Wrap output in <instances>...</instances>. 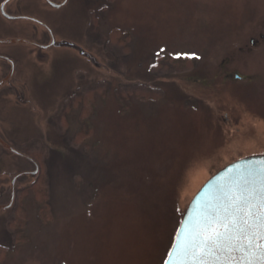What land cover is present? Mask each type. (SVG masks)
I'll return each instance as SVG.
<instances>
[{
  "label": "rangeland",
  "instance_id": "rangeland-1",
  "mask_svg": "<svg viewBox=\"0 0 264 264\" xmlns=\"http://www.w3.org/2000/svg\"><path fill=\"white\" fill-rule=\"evenodd\" d=\"M77 1L73 16L88 9L89 34L115 55L104 72L84 78L74 52L52 49L66 60L49 77L53 68L31 67V48L0 46L19 60L11 85L43 117L37 127L38 112L0 88V139L39 166L0 212V264H162L210 177L264 155V0ZM44 8L14 0L6 10L55 23ZM81 16L59 32L80 28ZM7 24L0 19V39L44 40L40 28ZM220 67L241 80L223 82ZM8 73L0 61V80ZM32 170L0 147V206L11 180Z\"/></svg>",
  "mask_w": 264,
  "mask_h": 264
},
{
  "label": "water",
  "instance_id": "water-1",
  "mask_svg": "<svg viewBox=\"0 0 264 264\" xmlns=\"http://www.w3.org/2000/svg\"><path fill=\"white\" fill-rule=\"evenodd\" d=\"M14 0H3L0 3V19L7 23H18L24 22L30 24L36 28H40L42 30V35L44 36V40L38 41L36 37H25L18 36L13 38H4L0 39V46H27L34 50V58L28 56L31 59V67L35 65L37 67L45 66L48 67L51 75L58 69L60 66L59 62L64 59L58 58L60 60L52 59L53 57H49V52L53 48H69L73 50L75 56L78 57L75 60L74 58L70 59V62L73 61L76 64L75 72H81L84 78L89 72L92 73H102L104 69L107 68L106 64H104L102 59L97 57L94 53L87 51L82 46H79L75 43H71L65 40H60L59 37L54 36L53 29L57 31L56 24L59 22V18L62 12L66 10L67 6L70 4L68 0H41L44 9L49 10L52 14H55L57 20L56 22L49 23L50 19L43 20L39 17L32 16L31 14H27L26 12L18 11V15L10 14L6 8L12 3ZM71 1V0H69ZM68 3V4H67ZM61 19V18H60ZM85 22L82 27H85ZM8 25V24H7ZM87 26V24H86ZM49 41L47 44L45 42ZM51 59V60H50ZM0 61L5 62L7 65H10L9 73L0 80V88L5 85H11V79L15 73V64L19 62V60L11 55H1ZM81 63L82 65H87L89 69L80 68L78 65ZM73 70V67L72 69ZM95 71V72H94ZM104 77L105 74H103ZM115 80V79H114ZM126 85H130L126 83ZM38 90V89H37ZM14 100L17 105L24 107V109L32 108L34 111L38 112L35 125H38L43 120L42 113L38 110L37 105L26 95H22L14 89ZM59 99H57L54 103H58ZM41 105V104H40ZM56 108V107H54ZM0 147L6 150L7 152L18 156L22 159L27 160L31 164L34 165L35 170L31 172L21 173L16 175L10 182V200L9 203L0 206V212L7 211L12 208L14 203L15 196V186L16 181L21 177H28L30 179H34L39 174V167L32 159L20 154L13 147L6 144L2 139H0ZM261 177H264V155H256L249 156L237 161L232 162L231 164L225 166L217 173H215L195 194V196L191 199L189 204L187 205L184 213L182 215L181 221L175 231L172 244L167 252V255L162 264H165L167 261L168 264H182V261L185 259L183 255V247L190 239L192 230L196 223L202 220L206 215H216L219 213L223 215V207L225 205L224 195L229 188L237 187L238 185H242L245 180L255 181L258 185ZM171 252V255L169 253ZM236 256L237 260L241 257L242 253L239 251L233 253Z\"/></svg>",
  "mask_w": 264,
  "mask_h": 264
},
{
  "label": "snow or ice",
  "instance_id": "snow-or-ice-1",
  "mask_svg": "<svg viewBox=\"0 0 264 264\" xmlns=\"http://www.w3.org/2000/svg\"><path fill=\"white\" fill-rule=\"evenodd\" d=\"M224 200L223 215H206L194 226L182 264H264V177L229 188Z\"/></svg>",
  "mask_w": 264,
  "mask_h": 264
},
{
  "label": "flooded vegetation",
  "instance_id": "flooded-vegetation-1",
  "mask_svg": "<svg viewBox=\"0 0 264 264\" xmlns=\"http://www.w3.org/2000/svg\"><path fill=\"white\" fill-rule=\"evenodd\" d=\"M54 1L56 2V1H59V0H54ZM69 2H70V4L67 6L66 10L60 11V12H62L61 15H59V16H61V19H59L58 25H56L57 31L53 29L54 36L55 37H59L60 40H65V41H68V42H71V43H75V44H77L79 46H82L84 49L94 53L97 57H99L104 62L109 64L110 59H113L115 57V55H114V53L112 51L107 50L102 44H100V42L94 36H91L89 34V21H90V18H89L88 9L86 10V15H87L86 19H84L81 16L82 12L77 14V16H73L74 14L78 13V11H79V3H78L77 0H71V1L68 0V3ZM67 10H68V12H66ZM80 16H81V27L80 28L74 29V31H71L73 33H69V34H61L59 32V24H61L62 22H66L68 18H72L73 20L77 21ZM64 18H66V20ZM84 22L87 24L86 28L82 27ZM48 42L49 41L45 42V44H47ZM53 50H54V52H58L59 50L64 51L66 57H68V55L70 57L73 56V54L71 53V52H73V50H71L69 48H64V47H62V48H53ZM54 59L57 60V58H54ZM58 60H60V59H58ZM64 60H66V59H64ZM8 66H9V69H10V65H8ZM222 68L223 67H220V72L218 73V76H219V79H221L223 82H225V83L226 82H233V80H236V79H237V81L241 80V78H239L240 76L238 74L227 72V71H225ZM81 79H82V81L84 80V78H81ZM83 85H85V84H82L80 86L82 89H83ZM9 87L12 89L13 93H14V89H16L17 91H20L19 88H17L16 86L14 87L12 85H9Z\"/></svg>",
  "mask_w": 264,
  "mask_h": 264
},
{
  "label": "trees",
  "instance_id": "trees-1",
  "mask_svg": "<svg viewBox=\"0 0 264 264\" xmlns=\"http://www.w3.org/2000/svg\"><path fill=\"white\" fill-rule=\"evenodd\" d=\"M2 248H3V249H2ZM0 249H1V250H5L4 247H2V246H0Z\"/></svg>",
  "mask_w": 264,
  "mask_h": 264
}]
</instances>
